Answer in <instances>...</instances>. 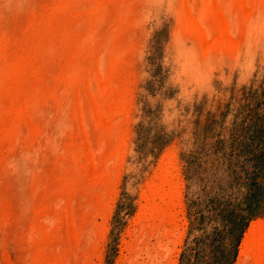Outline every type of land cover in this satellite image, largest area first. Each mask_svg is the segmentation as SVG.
Here are the masks:
<instances>
[{
    "label": "bare ground",
    "instance_id": "6f19581e",
    "mask_svg": "<svg viewBox=\"0 0 264 264\" xmlns=\"http://www.w3.org/2000/svg\"><path fill=\"white\" fill-rule=\"evenodd\" d=\"M150 2L31 0L10 19L0 13V264L102 263L137 119L138 30ZM175 13L199 67L257 41L264 0H176ZM177 151L170 145L141 185L122 264H176L184 219ZM16 156L37 165L22 189ZM238 254L236 264H264V224L250 227Z\"/></svg>",
    "mask_w": 264,
    "mask_h": 264
},
{
    "label": "rangeland",
    "instance_id": "374dc122",
    "mask_svg": "<svg viewBox=\"0 0 264 264\" xmlns=\"http://www.w3.org/2000/svg\"><path fill=\"white\" fill-rule=\"evenodd\" d=\"M11 1L0 0V13L6 19L24 11L31 0ZM175 1L151 0L143 9V29L138 30L143 57L138 60L132 121L137 119L131 124L134 133L125 159L127 167L121 169L117 197L107 222L103 264H122L118 257L127 253L121 251L124 248L121 242L130 240L126 231L138 212L141 185L170 145L179 150L183 183L182 238L177 247L179 253L172 255L176 264H216L219 258L224 264H236L242 239L250 227L264 224V15L258 42L249 47L243 45L234 58L226 56L216 63L210 60L197 67L191 44L181 42ZM241 64L247 65L246 69ZM63 133L64 125L57 124L54 140L58 138L61 142ZM16 157L14 165L22 189L37 165L30 158ZM229 210L247 218L234 258L230 255L234 234H223L219 243L213 245L215 249L205 244L206 238L212 241L217 231L223 232L227 217L222 215Z\"/></svg>",
    "mask_w": 264,
    "mask_h": 264
},
{
    "label": "trees",
    "instance_id": "16d2710c",
    "mask_svg": "<svg viewBox=\"0 0 264 264\" xmlns=\"http://www.w3.org/2000/svg\"><path fill=\"white\" fill-rule=\"evenodd\" d=\"M253 195L249 196V199L252 198ZM249 208V206H248ZM249 212H251V210H249ZM225 218L227 217V220H224L225 225H224V230L222 231H217L214 235V238L212 239H205V244L208 243L209 247L211 246L213 248V245L215 243H219V238H222L223 234H227L229 236L231 235H235V240L233 242V247L232 250L230 251V255H232L231 258H234L235 256H237L236 252H237V246L239 243V240L241 238V234L243 233V230L246 227V222H247V218H245L242 215H239L236 212H233L231 210H229L228 212H224L223 215ZM228 222V223H227ZM212 244V245H211ZM215 249V247L213 248ZM216 264H224L223 260L221 258H219L218 260H216Z\"/></svg>",
    "mask_w": 264,
    "mask_h": 264
}]
</instances>
